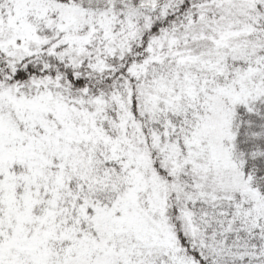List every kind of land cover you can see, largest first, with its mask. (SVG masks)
<instances>
[{
  "label": "snow or ice",
  "instance_id": "snow-or-ice-1",
  "mask_svg": "<svg viewBox=\"0 0 264 264\" xmlns=\"http://www.w3.org/2000/svg\"><path fill=\"white\" fill-rule=\"evenodd\" d=\"M0 264H264V0H0Z\"/></svg>",
  "mask_w": 264,
  "mask_h": 264
}]
</instances>
